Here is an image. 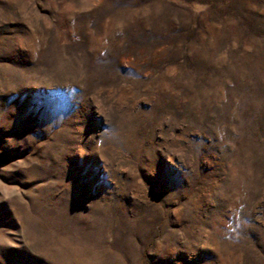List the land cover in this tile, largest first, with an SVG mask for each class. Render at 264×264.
I'll return each instance as SVG.
<instances>
[{
    "label": "rangeland",
    "instance_id": "374dc122",
    "mask_svg": "<svg viewBox=\"0 0 264 264\" xmlns=\"http://www.w3.org/2000/svg\"><path fill=\"white\" fill-rule=\"evenodd\" d=\"M0 264H264V0H0Z\"/></svg>",
    "mask_w": 264,
    "mask_h": 264
}]
</instances>
